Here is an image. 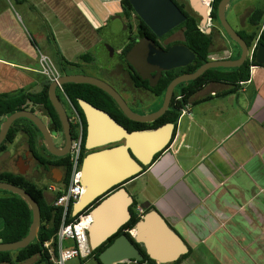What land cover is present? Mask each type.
Listing matches in <instances>:
<instances>
[{"label": "crops", "instance_id": "0c3cea01", "mask_svg": "<svg viewBox=\"0 0 264 264\" xmlns=\"http://www.w3.org/2000/svg\"><path fill=\"white\" fill-rule=\"evenodd\" d=\"M97 1L101 9L95 6ZM121 1L0 0V94L42 92L49 82L39 72V55L44 51L53 55L59 49L65 59L74 63L90 53L92 61L82 62V68H92L99 60L98 64L111 70L115 65L121 66L122 50L129 43L122 18H114L122 12ZM181 3L201 22L185 0ZM113 4L117 5L115 10L110 8ZM84 5L96 13V19ZM256 10H264V0H234L226 12L237 31L258 34L253 44L264 30V19L259 31L250 22ZM222 35L218 31L219 41H214L217 49L222 44ZM224 38L231 52L233 44ZM115 83L123 88V79L118 78ZM224 89L223 85L209 84L196 93L182 110L169 147L144 172L127 182L134 188L132 196L137 207L158 210L174 230L192 242V246L187 243L189 256L180 264L232 263L228 257L234 254L233 242L243 245L238 220L244 219L250 205L256 209V195L249 188L257 187V192L264 194V188L260 187L264 174L256 175L251 166L260 151L256 152L255 146L246 149V143L234 139L238 129L246 126V119L264 128V66L251 69V79L242 84L239 92L218 96ZM34 109L36 115L49 121L42 108ZM25 154L29 155V137L19 132L14 142L0 153V173L20 175L26 171L21 176L35 183L28 172L30 165ZM55 175L59 176L58 169L40 179L59 183ZM234 186L242 189L247 202L232 199L230 205L225 203V195L234 197ZM4 196L0 193V198ZM45 197L53 201L55 194L45 190ZM3 228L4 220L0 217V232ZM222 238H228L227 246L221 242ZM17 264L47 263L36 255Z\"/></svg>", "mask_w": 264, "mask_h": 264}, {"label": "water", "instance_id": "95a60500", "mask_svg": "<svg viewBox=\"0 0 264 264\" xmlns=\"http://www.w3.org/2000/svg\"><path fill=\"white\" fill-rule=\"evenodd\" d=\"M134 12L158 37L174 30L187 20L185 13L174 0H129ZM192 11L201 18L200 28L204 33L218 42V31L211 25L209 4L204 0H185ZM234 0H221L218 5V19L230 39L241 48L239 59L213 60L201 66L197 71L176 77L166 89L162 107L150 114L139 115L131 110L127 102L113 86L92 75L77 73L65 74L59 80L61 85L87 84L95 86L107 93L118 105L120 110L132 121L153 123L161 118L170 108L176 87L184 82L194 81L206 71L217 68H236L242 66L249 57L247 42L233 29L227 20V9ZM121 18V17H118ZM159 71L171 70L193 63L195 54L185 45H174L167 52H160L152 57ZM256 62L264 65V44L257 47ZM57 83H50L49 97L54 106L63 129L66 146L63 151L55 144V133L50 129V123L29 110H22L6 117L0 125V146L13 124L19 119H28L40 131L43 144L54 156H64L66 148L73 142L70 117L57 94ZM87 122L85 149L89 153L82 162L81 184L84 193L73 208V216H77L96 201L100 202L92 208V223L88 228L90 247L98 249L132 218L131 207L133 196L125 188L132 178L151 166L155 156L165 151L171 144L176 129L173 122L166 123L155 129L129 131L111 114L97 108L93 104L78 100ZM117 144L112 147H107ZM107 147V148H105ZM98 151L90 152L95 149ZM20 172V175H25ZM56 176V175H55ZM60 176H56L58 181ZM116 187H118L116 189ZM0 190L19 195L33 212V223L29 234L22 240L0 242V252H12L28 247L38 236L41 227V209L38 202L23 188L9 182L0 181ZM131 232L134 241L126 234L119 235L114 242L99 254L101 264H119L125 261L141 262L144 255L136 246H142L150 259L158 264H171L189 253L190 248L181 235L174 230L161 215L152 209L144 214Z\"/></svg>", "mask_w": 264, "mask_h": 264}, {"label": "trees", "instance_id": "16d2710c", "mask_svg": "<svg viewBox=\"0 0 264 264\" xmlns=\"http://www.w3.org/2000/svg\"><path fill=\"white\" fill-rule=\"evenodd\" d=\"M221 0H215L212 11V19L214 22H218V5ZM123 12L126 16L131 17L134 12L133 7L129 0L121 1ZM183 10V6H180ZM187 16V20L181 25L185 29V44L186 46L195 54L194 62L189 65L188 72L194 73L201 66L209 62V55L211 52V46L214 45V39L206 35L200 28V21L197 17L193 16L188 12H184ZM264 19V10H256L250 16V22L254 26L260 25ZM143 28L148 32V34L153 35L152 32L147 28L146 24L142 23ZM243 37L247 40L248 44L251 46L254 40L257 39V33L253 35H247ZM154 36V35H153ZM258 44H264V30L260 34ZM55 58V63L59 68L60 72L65 74H76L75 70L82 67V62L92 61L93 56L90 53L84 54L80 57L79 62H69L62 55L59 49H56L53 54ZM240 57V51H238L234 59ZM255 66H264L259 65L256 62V58L251 61H246L242 66L236 68H217L210 69L206 71L201 77L194 81H190L187 84L181 85L180 87L184 88L181 92L182 99L178 100L177 96L174 98L170 109L157 121L153 123L154 126H162L166 123L173 122L177 124L178 119L182 110L188 105L192 97L198 93L202 88L209 84H217L225 86V89L217 93L218 96H227L229 94L237 93L242 88V83H245L251 79V69ZM177 74V73H176ZM176 74L165 77L159 88L158 93L165 95L166 89L170 82L176 77ZM136 75L132 76L136 80ZM49 86L50 83L45 86L44 90L38 94H33L29 92L22 91L20 93L9 95V94H0V125L4 118L22 111L30 110L35 112V107L42 108V111L45 116L50 119V128L56 133L60 134L63 132L62 124L60 118L52 105L49 97ZM64 90L71 100L73 106L79 113L82 119L85 120L83 111L81 110L78 100L83 99L93 105L98 106L94 100L91 98L93 95L102 99L107 108L108 112L117 119V121L126 126L127 125L120 119V117L125 118L123 112L120 110L116 102L103 90L87 84H66L64 85ZM105 99V100H104ZM99 107V106H98ZM120 116V117H119ZM135 127H127L129 131L143 130L148 129V124H138L136 123ZM19 132L24 133L29 137L33 146L38 144V139L41 140L42 136L39 129L28 119H19L17 120L12 128L10 129L5 142L0 146V153L7 149L8 144L14 142L17 134ZM76 135L74 134V137ZM83 153L86 155L87 151L85 149V137L83 135ZM160 156V155H158ZM158 156L156 158H158ZM67 168V177L68 180L70 173V162L69 157ZM146 167L144 171L147 169ZM143 171V172H144ZM135 178V177H134ZM133 179V178H132ZM0 181L9 182L14 185H17L25 189L39 204L41 209V227L37 238L26 248L20 249L18 251L12 252H0V264H17L32 258L33 256L40 255L47 264L50 263L49 255L47 250L44 248V243L56 238V234L62 223L63 209L61 207H56L53 201H48L45 197V188L40 187L38 184L27 180L21 175L11 174V173H0ZM130 181V180H129ZM118 187H116L117 189ZM0 193H4L5 196L0 198V217L4 220V228L0 232V239L3 243H11L24 239L30 232L31 225L33 223V212L29 208L28 204L19 196L9 191L0 190ZM100 200L96 201L91 205V210L95 207ZM137 203L131 207L132 218L131 220L124 225L121 230L113 236L109 241L104 243L98 249L92 252L90 257L95 258L99 264V254L102 253L109 245H111L114 240L121 234H126L132 241L134 238L129 233L133 228H135L138 221L141 217L138 215ZM153 208L148 207L144 210V214L151 211ZM90 210V211H91ZM73 220L74 218H70ZM136 246L141 250L144 255V260L138 262L140 264H158L156 261L150 259L146 254L144 248L139 244ZM190 252L182 256L178 261L171 264H180L185 258L189 256ZM121 264V263H120Z\"/></svg>", "mask_w": 264, "mask_h": 264}, {"label": "flooded vegetation", "instance_id": "af4514ba", "mask_svg": "<svg viewBox=\"0 0 264 264\" xmlns=\"http://www.w3.org/2000/svg\"><path fill=\"white\" fill-rule=\"evenodd\" d=\"M174 1L179 6V8L180 6H183V10L180 8L183 12H188L187 9L185 8V5L181 3L182 0H174ZM213 5H212V11H213ZM212 11L210 13V17H211L210 23L213 26L215 25L214 27L219 31V33L223 34L222 35L223 40H221L222 44L220 45V48L217 49L215 45L211 46L209 61L227 60V59L235 60L233 57L238 51H240V56H241V48L237 43H235L234 41L230 39L229 35L223 29L219 21L218 22L213 21L212 16H211ZM116 17L122 18L123 25H124L123 27L125 28L127 32V37L129 39L128 45L125 46V48L122 50V53H121L122 55L121 59H122V62L124 63L121 64V66L120 64L113 66L111 70L107 66L106 67L103 65L101 66L100 64L101 62H100L98 65L96 64L97 67L99 66L98 68L100 69L99 75L97 73H91V75L102 79L103 81L113 86L117 91H119L133 112L139 115H146V114L154 113L162 107L163 101H164L165 95L162 97V95L158 93V88L162 80L165 77L174 75L176 73H177L176 77L185 75V74H190L188 72V67L192 63L186 66L173 68L171 70L159 71V68L157 66L158 63H155L154 62L155 60H153L152 57L157 56V54H159L160 52H167L172 46L177 45V44L186 46L185 29L181 27L182 25L181 24L180 26L170 31L169 33L165 34L164 36L158 37L146 25L147 28L152 32L154 36L148 34V32L142 26V23L144 22L140 19V17L135 12L132 13L131 17H128L124 14L123 9H122L121 14L116 15L114 18L116 19ZM132 22H135L136 24L133 25ZM233 29L247 42L245 37H243L242 35L244 33L237 31L234 27ZM224 36H226L228 38V41L231 44H233L234 48L231 52H229V50L227 49L229 43H227ZM244 36H247V35L244 34ZM248 46L250 50L251 46L249 44ZM246 61H249V59L247 58ZM135 75L137 76L136 80L132 78V76H135ZM176 77H174V79ZM118 78L123 79L124 81L123 88H120L119 86L116 85L115 80ZM189 82H184L176 87L172 102L176 96L178 100L182 99L181 92L183 91V89L186 88V86H184V88L180 86L187 84ZM91 98L94 100V102L99 107L96 105L94 106L108 112L107 109H104V107L107 108L108 106L102 99L96 97L95 95H93ZM172 102H171V105H172ZM108 113L111 114L110 112ZM124 116L125 118L120 117V116L119 117L127 125V127H135L137 126L135 125L136 123L141 124L139 122L130 120L125 114ZM79 117H80V122H81L80 124L81 129H82L83 135L86 140V136H87L86 118L84 120L81 118L80 115ZM48 123H50V119ZM153 123H143V124H148L149 125L148 129H155V128L160 127V126H154ZM71 124H72V134H73V139H74V134L76 133V129L78 126L72 122ZM124 127L127 128L126 126ZM58 138L59 139L62 138L63 140L62 145H58L56 143V139ZM41 141L40 143L38 141V144L36 146H33L31 140L29 139V155L25 154L24 156L25 160L30 165V171L28 172L33 177V179L38 180L44 176H47L48 173L53 174V170L58 169L59 176L61 177L60 178L61 181H65L67 177V168H68V164H67L68 162H66V159L68 160L72 145L66 148V151H68L66 155L54 156L51 153H49V151L46 149V147L43 144L42 139ZM55 144L57 147L61 149V151H63L66 146L64 136L59 137L56 135ZM115 145L117 144H113L107 147H112ZM101 149L103 148L95 149L90 152L98 151ZM163 152L157 154L155 156V160L158 159L156 157L158 155H161ZM88 153L89 152L87 151L86 155Z\"/></svg>", "mask_w": 264, "mask_h": 264}, {"label": "built area", "instance_id": "2783aa9c", "mask_svg": "<svg viewBox=\"0 0 264 264\" xmlns=\"http://www.w3.org/2000/svg\"><path fill=\"white\" fill-rule=\"evenodd\" d=\"M204 2L209 4L208 11L211 13L214 0H204ZM257 47L258 40L250 49L248 59L251 62L255 58ZM39 72L46 76L50 83H57V91L63 94L72 109L70 121L78 126L69 155L70 173L68 180L56 184L51 183L45 188L48 192L55 194L54 205L63 209V216L56 238L46 241L43 246L48 252L51 264H67L74 259L86 260L93 252L88 236V228L92 223L91 206L77 216H73V208L84 193L81 184L82 162L85 157L83 153V132L79 114L66 94L64 85L59 83L63 74L47 54L40 53L39 55ZM136 211L140 217L144 215L142 208L137 207ZM71 217L74 219L71 220ZM67 243H70V245H67Z\"/></svg>", "mask_w": 264, "mask_h": 264}, {"label": "rangeland", "instance_id": "374dc122", "mask_svg": "<svg viewBox=\"0 0 264 264\" xmlns=\"http://www.w3.org/2000/svg\"><path fill=\"white\" fill-rule=\"evenodd\" d=\"M99 2L97 1V3L95 2V6L99 7L101 9L100 6H98ZM84 8L86 9L87 12H89L93 18H97L96 17V13L93 12L92 10H90V8H88L87 5H84ZM112 10H115L117 8L116 4H113L112 7H110ZM120 10V8H118ZM104 16L106 15V12ZM230 20V19H229ZM99 21V20H97ZM133 25H135V22H132ZM257 31L258 28H257ZM256 34V32H255ZM110 48H113L110 46ZM44 54H49L48 56H50L53 60V62L55 63V58L52 55L51 52L48 51H44L42 52ZM98 62H101L100 60L96 62V64H98ZM56 64V63H55ZM57 66V65H56ZM99 67V66H98ZM97 67V65L92 66V68H78L75 70L76 73H97L99 75V71L100 69ZM58 96L61 99V102L63 103L69 117L72 116V109L69 106L66 98L63 96L62 93H60L58 91ZM41 118H43V115H39ZM250 121V123L247 125V123ZM244 125L246 126H241L238 131L235 134L234 139L239 141V142H244L246 143V149H250L252 150L253 147L255 148L256 152H259V155L256 154V158L254 163L251 166H254V173L256 172V175L259 174L263 175L264 174V128L258 124L257 122H255L254 120H249L246 119ZM62 137L63 134L60 133ZM56 143L58 145H62L63 140L62 138H58L56 139ZM253 144V146H252ZM239 162V161H238ZM239 163H243L242 161H240ZM252 170V167H249V171ZM243 172V171H241ZM252 173H250L251 175ZM257 177V176H256ZM258 180V178H257ZM35 183H37L40 187L49 185L50 183H53L52 181L48 180L47 178L44 179H39V180H34ZM56 184V183H55ZM260 187L263 189L264 188V182L260 184ZM125 188L128 190V192L132 195L134 194V188L131 185H128L127 183H125ZM258 188H249V192L250 193H254L256 195V200L254 205H256V209L253 208L251 205L249 206V208L246 211V214L243 215L244 219H239L238 220V227L240 229V235H241V239L243 245H238V243H232V249L234 251V254L229 255V259L232 261V263L230 264H264V194L262 193H258ZM232 196H226L225 195V200L227 202V204L230 205V202L232 201V199L234 201H239L241 203H245L247 201H245L247 199L246 194L242 191V189L238 186H234L233 187V191H232ZM237 199V200H236ZM132 231V230H131ZM131 231H129V233L131 234ZM181 237L186 241V243H188L189 245L192 246V242L189 239H185L187 238V236L185 235H181ZM228 238L221 239V242H223L224 246L228 245V242L226 243ZM243 246V248L241 247ZM87 260V259H86ZM86 260H81V259H74L69 261L67 264H86L87 262H89V264H95L98 263V261L95 258H90L87 262H85ZM120 264V263H119ZM121 264H140L138 262L135 261H125L122 262ZM147 264V263H145Z\"/></svg>", "mask_w": 264, "mask_h": 264}, {"label": "bare ground", "instance_id": "6f19581e", "mask_svg": "<svg viewBox=\"0 0 264 264\" xmlns=\"http://www.w3.org/2000/svg\"><path fill=\"white\" fill-rule=\"evenodd\" d=\"M132 233L135 234V231L133 230Z\"/></svg>", "mask_w": 264, "mask_h": 264}]
</instances>
